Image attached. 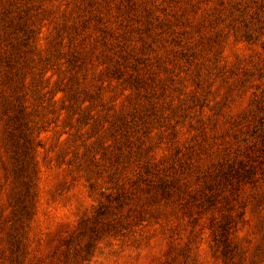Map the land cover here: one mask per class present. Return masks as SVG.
<instances>
[{
    "label": "rangeland",
    "instance_id": "1",
    "mask_svg": "<svg viewBox=\"0 0 264 264\" xmlns=\"http://www.w3.org/2000/svg\"><path fill=\"white\" fill-rule=\"evenodd\" d=\"M0 264H264V0H0Z\"/></svg>",
    "mask_w": 264,
    "mask_h": 264
}]
</instances>
